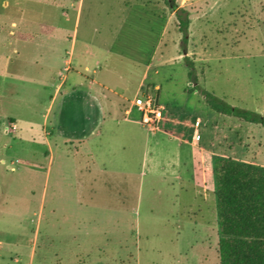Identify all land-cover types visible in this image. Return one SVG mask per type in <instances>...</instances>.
Wrapping results in <instances>:
<instances>
[{"label": "rangeland", "instance_id": "1", "mask_svg": "<svg viewBox=\"0 0 264 264\" xmlns=\"http://www.w3.org/2000/svg\"><path fill=\"white\" fill-rule=\"evenodd\" d=\"M187 1L188 40L180 31L177 14L160 37L158 29L155 34L147 30L145 21L132 19V22L119 23L114 20L109 13L111 7L106 3L99 6L95 15H90L86 4L81 32L94 24L100 28L97 38H107L112 35V27L117 28L112 52L103 62L102 76L127 98L119 102L120 108L129 107L137 92L142 94L148 90L166 111L179 113L181 117L174 120L166 117L168 123L183 133L186 143L182 154L188 172L183 173L182 188L176 180L175 185L170 186L163 178L152 176L148 164L143 163L141 135L133 145L126 132L119 131L120 124L132 123L109 119L107 141L118 146L117 155H122L124 160L108 164L102 171L94 168L90 175L93 181L86 183L83 199L109 208L122 207L125 210L122 236L116 240L115 232L109 229L107 238L93 239L85 248L79 249L76 245L69 251L61 246L49 264H220L217 197L215 192L203 191L192 180L193 126L198 117L202 121L199 126L202 146L213 140L219 155L264 166V126L218 113L209 105L204 93L206 90L233 105L264 113V0ZM55 10L41 0H0V240L3 242L0 264H23L26 239L23 226L35 225V206L42 195L39 183L34 185L36 194L31 192L36 176L45 180L51 170L44 223L60 227L58 231L44 229L45 235L39 238L41 245L43 243L52 256L58 240L59 244L67 241L66 237L56 234L66 235L73 230H68L73 216L68 199L58 202L54 193L57 177L64 173L63 165L56 160L52 167H45L49 168V173L44 170L32 174L23 167V153L26 154L28 147L23 149V140L15 139L21 133L8 131L15 128L13 120L16 119L22 130L23 117L40 122L42 112L50 104L43 101L46 93L39 95H44L42 101L29 103L32 96L26 91L29 84L23 86V66L29 74H35L34 60L41 62L42 54L36 44L24 45L23 38L13 39L10 32L12 29L23 32L25 16L52 19L57 16ZM13 19L18 27L12 26ZM32 25L36 28L35 23L29 24ZM15 46L21 51L18 55L13 52ZM23 58L29 62L24 64ZM150 60L153 64L147 70V81L138 86L137 75L145 71ZM192 63L196 80L189 77ZM68 98L65 95V102L56 108L60 117L72 107ZM132 116L139 118L140 114L134 112ZM132 125L140 129L139 125ZM80 164L83 165L84 160L80 159ZM61 184L66 188L68 182ZM64 194L68 196L66 189ZM107 215L110 222L112 216ZM89 216L91 214L84 215ZM203 223L209 228L199 231L197 228ZM202 234L191 248L190 239Z\"/></svg>", "mask_w": 264, "mask_h": 264}, {"label": "crops", "instance_id": "2", "mask_svg": "<svg viewBox=\"0 0 264 264\" xmlns=\"http://www.w3.org/2000/svg\"><path fill=\"white\" fill-rule=\"evenodd\" d=\"M41 2L54 6L57 16L52 19L25 16L23 17V32L12 29L10 35L13 39L16 37L23 38L24 45L34 43L39 48L42 56L40 57L41 62L39 59L34 60L35 74H29L28 69L23 66V86L29 84L26 86L28 88L26 91L32 96L28 100L29 103L42 101L44 95H39L46 93L47 96L43 101L47 100L50 104L46 111L42 112L40 122L23 117L22 130H20L16 119L13 120L15 128H10L8 131L21 133L15 139L23 140V149L28 147L26 154L23 153V167L32 174L44 170L49 173L50 166L52 167L56 160L63 165L64 173L57 177L54 193L59 199L58 202L60 199L64 200L63 198L68 199L69 212L73 214L68 230H73L66 235L56 234L66 237L67 241H62L59 244L58 240L57 249L55 246L53 247L52 256L46 249L47 247L45 248L43 243L41 245L39 238L45 235L44 229L52 228L58 231L60 227L53 228L44 223V204L49 190L51 170L45 180L42 177L37 179L38 177L35 175L36 180L33 186L31 185V192L33 195L36 194L34 185L39 183L42 195L40 202L35 206L34 214L37 215L34 220L35 225L31 227L26 223L23 226L25 227L24 231L26 230L24 234L26 239L23 242V264H35L36 262L49 264L52 258L55 259L56 251L60 250L58 248L61 246L67 247L68 250L70 247L75 248L76 245L79 249L85 248L93 239L103 240L107 238L109 229H113L115 232L112 233L116 240L122 236V215L125 212L122 207L116 205L109 208L107 205L95 204L85 198L83 199V195L87 192L86 183L93 181L90 175L94 168H99L102 171L105 170L103 167L108 164H116L124 160L122 155H117L118 146L111 145L107 141L106 124L109 119L117 118L118 122L122 119L123 122L140 126L138 129L132 124L124 123L119 125V131L126 132L133 145L138 142L139 134L141 135L143 163L148 164L152 176L163 178L170 186H174L173 181L176 180L182 188L185 180L183 173L188 172L182 154L186 143L182 137L183 133L178 131L173 124L168 123L169 120L166 117L170 116L174 120L180 118V114L168 112L166 111L167 108H164V118L158 129L145 126L139 122L141 115L139 118L132 116L134 112L140 114L133 106V101L141 92L134 95L129 107L121 109L119 102L124 98L123 94L102 76L103 62L106 60V55L112 52L117 28L112 27V35L107 38L105 36L104 38H97V35L100 34V28L94 24H90L84 32L80 30L86 4L90 15H95L99 11V6L106 3L111 7L109 13L119 23L132 22V19L145 21L148 24L147 30L155 34L158 29L160 37H163L167 31L168 23L177 13L178 8H184L188 11V1L41 0ZM134 14L137 16L136 18H134ZM28 23H35L36 28L33 25L29 26ZM12 26L18 27L19 24L13 19ZM109 38H112L113 41H110ZM159 44L160 42L155 46V51ZM13 52L16 55L21 53L16 46ZM23 62L25 64L29 60L23 58ZM152 64L153 62L150 60L145 71L137 75L140 78L138 86L144 85L147 81V70L152 67ZM40 67L43 68L41 71ZM11 71L16 73L13 69ZM13 75L16 76V74ZM107 92L116 96L111 97ZM144 92L149 91L145 90L142 93ZM65 95H68L72 107L64 114L62 112L63 116L61 114L60 117L55 111L59 105L65 102L63 100ZM113 113L115 114L113 115ZM201 123L202 121L197 117L193 126L195 135L199 132L200 139L198 142L193 140V144H191L195 148V151L191 153L193 159L192 180L203 191L215 192L214 158L219 153L216 151V142L213 140L211 144L201 145L202 137L199 129ZM9 146L12 147L13 145ZM120 146L121 148L125 147L124 144ZM33 156L35 159L31 158ZM80 159L84 160L83 165L80 164ZM12 163L14 164V160ZM47 165L49 168L45 169ZM63 181L68 182L66 188L61 184ZM65 189L68 196L64 194ZM108 213L112 216V219L109 216L110 222L107 218ZM85 214H91V216L87 218L84 217ZM201 225L197 228L199 231H206L209 228L208 224L203 223ZM202 237L203 234L191 238L190 247L192 248L198 242L197 238L201 239ZM2 243L0 240V245ZM15 260L20 261L19 258Z\"/></svg>", "mask_w": 264, "mask_h": 264}, {"label": "trees", "instance_id": "3", "mask_svg": "<svg viewBox=\"0 0 264 264\" xmlns=\"http://www.w3.org/2000/svg\"><path fill=\"white\" fill-rule=\"evenodd\" d=\"M180 31L188 40V11L178 8ZM196 80L195 67L189 71ZM218 113L264 126V113L233 105L204 90ZM220 264H264V166L218 155L214 158Z\"/></svg>", "mask_w": 264, "mask_h": 264}, {"label": "built area", "instance_id": "4", "mask_svg": "<svg viewBox=\"0 0 264 264\" xmlns=\"http://www.w3.org/2000/svg\"><path fill=\"white\" fill-rule=\"evenodd\" d=\"M144 94V95H142ZM140 93L134 98L133 106L140 113L139 122L153 129H158L164 118V107L158 102L156 96L149 92ZM199 132L195 135L194 140L199 141Z\"/></svg>", "mask_w": 264, "mask_h": 264}]
</instances>
